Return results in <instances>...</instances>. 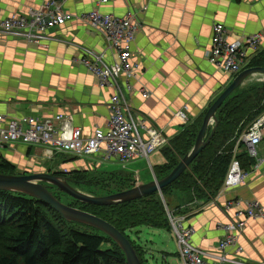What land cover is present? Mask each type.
<instances>
[{"label":"crops","instance_id":"0c3cea01","mask_svg":"<svg viewBox=\"0 0 264 264\" xmlns=\"http://www.w3.org/2000/svg\"><path fill=\"white\" fill-rule=\"evenodd\" d=\"M48 1L0 0V20L45 9ZM62 1L64 12L73 18L48 30L51 40L47 48L0 35V116L13 119L59 115L72 127L81 128L84 138L91 137L97 127L107 130L113 91L100 87L98 78L77 61L84 49L104 53L107 63H113L116 54L109 48L105 34L92 28L81 15L100 9L102 13L118 17L131 16L133 22L140 24L133 47V62L140 68L139 78L134 81L136 91L128 94L127 99L140 116L138 119L160 130L167 143L185 127L186 123L176 116L178 112L187 107L191 123L203 125L209 108L234 79L207 58L214 26L223 24L231 41L248 34H264V0H109L104 4L99 0ZM255 77L242 87L254 84ZM143 88L150 97H142L139 90ZM10 148L3 149L0 155L12 164L39 171L44 168L46 172L58 169L69 173L105 167L98 156L75 159L73 154L66 153L63 160L57 154L50 156L45 146L16 143ZM13 149L16 150L10 151ZM239 151L236 145L234 157L249 173L245 183L219 194L217 199L184 219V226L194 229L191 244L211 254L204 257L210 264L220 262L217 247L235 213L234 209L228 211L226 204L238 200L237 209H245L247 202L257 201L264 209V162L255 167V160H240ZM257 152L263 159L264 137ZM152 156L148 162L154 174L153 167L164 164L165 157L161 150ZM108 163L116 165L117 162ZM57 164L60 167L56 168ZM141 164L134 160L128 165L131 170L145 169ZM152 180L150 172H146V182ZM238 244L243 252L238 255L236 248L231 247L226 252L227 259L264 264V214L247 222L238 236ZM163 258L161 264H172ZM176 261L180 264L178 255Z\"/></svg>","mask_w":264,"mask_h":264},{"label":"trees","instance_id":"16d2710c","mask_svg":"<svg viewBox=\"0 0 264 264\" xmlns=\"http://www.w3.org/2000/svg\"><path fill=\"white\" fill-rule=\"evenodd\" d=\"M252 67H264V48L250 56L243 69ZM263 114L264 82L238 87L217 113L219 125L210 144L161 193L111 206L90 205L73 199L81 207L75 203L69 206L94 214L112 224L130 240L141 264H149L146 247L132 240L129 233L136 230L138 234V228L146 227L175 235L170 216L186 218L217 199L234 159L236 145L242 134ZM184 126L181 134L160 149L165 163L153 167L158 180L169 175L195 145L202 124H194L190 120ZM239 150L237 157L240 160H254L249 157L243 143H240ZM57 156L63 160L66 157L65 153H58ZM16 172L15 165L0 155V174L18 175ZM52 173L68 178L73 186L74 183L90 185L95 182L102 191L115 187L114 193L137 186L132 173L106 171L96 166L69 173ZM55 195L63 202L61 192ZM84 228L97 232H89ZM168 255L163 253L167 259ZM172 255L179 257V252ZM0 264L128 263L125 253L104 233L65 221L54 208L41 200L21 193L0 191Z\"/></svg>","mask_w":264,"mask_h":264},{"label":"built area","instance_id":"2783aa9c","mask_svg":"<svg viewBox=\"0 0 264 264\" xmlns=\"http://www.w3.org/2000/svg\"><path fill=\"white\" fill-rule=\"evenodd\" d=\"M109 0H99L107 3ZM128 17H118L93 10L81 15L89 25L102 31L108 41V46L114 51L113 63L106 62L104 53L90 49L83 50V56L77 63L86 67L99 80V86L110 88L113 95L109 104L110 119L107 130L99 127L89 138H84L82 129L72 127L62 116H24L6 119L0 116V147L22 143L29 146H45L48 154L70 153L82 158L98 156L102 163L117 161L124 167L139 159L149 161L150 157L167 143L160 130L149 127L145 120L134 111L127 95L136 91L134 81L139 78V65L133 62V47L137 40L140 24ZM73 18L63 10L62 0H49L44 10H34L28 15L12 16L0 20V35H7L26 41L39 48H47L51 40L48 30L60 26ZM79 18V17H78ZM211 49L207 52L209 62L218 68L237 76L248 64L250 56L263 49L264 34H248L231 41L229 33L223 24L214 26ZM144 99L150 97L146 89H140ZM188 108H183L176 114L182 122H190ZM264 137V114L260 116L241 136L237 144L243 143L245 150L254 159L255 167L262 162L258 156L257 146ZM238 150V149H237ZM249 173L244 170L234 157L221 194L237 188L245 183ZM139 178V176H138ZM239 201H230L226 209L235 210L233 220L225 226V236L217 247L219 264H244L241 261L227 259V250L235 247L236 254L243 252L238 244V236L247 222L253 218L262 217L263 207L257 202H247L245 209H237ZM185 218H172L170 221L178 239L180 264H210L204 259L211 255L191 244L194 229L184 226Z\"/></svg>","mask_w":264,"mask_h":264},{"label":"water","instance_id":"95a60500","mask_svg":"<svg viewBox=\"0 0 264 264\" xmlns=\"http://www.w3.org/2000/svg\"><path fill=\"white\" fill-rule=\"evenodd\" d=\"M256 75L263 77L262 82H264V67L247 68L233 79L232 83L207 111L192 150L181 159L180 163L169 175L161 180L154 176L152 181L139 184L130 190L107 196H94L78 190L70 183L68 178L54 173L0 174V191L21 193L45 202L54 208L65 221L94 228L110 237L125 253L128 264H141L137 251L130 240L116 227L94 214L66 205L56 197V192L59 191L81 203L96 206L119 205L157 192L161 193L165 187L175 182L210 144L219 125L217 113L221 110L228 97L238 87H242L248 79ZM209 131L210 134L207 136Z\"/></svg>","mask_w":264,"mask_h":264},{"label":"rangeland","instance_id":"374dc122","mask_svg":"<svg viewBox=\"0 0 264 264\" xmlns=\"http://www.w3.org/2000/svg\"><path fill=\"white\" fill-rule=\"evenodd\" d=\"M44 10V9H42ZM264 43V42H263ZM39 48V47H38ZM264 48V45H263ZM255 55V54H252ZM256 79L254 83H260L262 82L263 77H261L260 75H256L255 77ZM253 84V83H251ZM211 129V128H210ZM15 144L12 145H3V147H0V152H2L3 149H7L9 147L13 148ZM10 148V149H11ZM16 149L10 150L12 152H14ZM153 156L150 157V159L152 160ZM139 161H141V166L145 165V169H134L131 170L130 165H128L127 167L123 166L121 163L117 162L116 165H112L110 163L104 162L103 164H105V167H99L102 170H106V171H124V172H129L134 174L137 185L142 184V183H147L146 182V172H150L151 174V178H154L155 174L152 173V167L150 166L148 160L146 159H139ZM16 169H17V174L18 175H22V174H35V173H43V171L46 170L44 168H42L40 171L39 169H33L32 167H27L25 165L22 164H14ZM61 164H57L56 168L60 167ZM147 167V169H146ZM36 171V172H35ZM53 171H58V169H51L48 171V173H52ZM139 171V172H138ZM66 172V171H63ZM141 175L143 178L141 181L138 176ZM74 187L77 188L78 190L86 193V194H90V195H94V196H107V195H112V194H117L120 192H115V187H110L105 191H102L100 189V186L98 184H96L95 182H93L90 185H86L84 183H74ZM136 187V186H135ZM57 193H60L59 191H57ZM61 197L63 199V202L66 205H72L73 203H75L73 201V198H70L68 196L62 195L61 193ZM77 204V203H75ZM78 207H81L77 204ZM234 217V215H233ZM231 220H233V218L231 217ZM82 225V224H81ZM85 226V225H84ZM88 227V226H87ZM87 229L89 232H94L96 233L97 231L90 229V228H84ZM138 230H140V233H135L136 230H133L132 232H130V236L132 238V240L136 241L138 244L141 243L143 246L146 247V258L149 260V264H161L162 261H164L163 258V253L162 251H166L169 255L167 261L171 262L172 264H177V255H172V254H177L178 251V239L176 234H170L166 231H161V230H156V229H152V228H138ZM153 256V258H152ZM155 257V258H154Z\"/></svg>","mask_w":264,"mask_h":264},{"label":"bare ground","instance_id":"6f19581e","mask_svg":"<svg viewBox=\"0 0 264 264\" xmlns=\"http://www.w3.org/2000/svg\"><path fill=\"white\" fill-rule=\"evenodd\" d=\"M100 10V9H99ZM115 15V14H114ZM82 57V56H81ZM146 122V121H145ZM117 162V161H116ZM140 178V177H139Z\"/></svg>","mask_w":264,"mask_h":264},{"label":"clouds","instance_id":"9594fccd","mask_svg":"<svg viewBox=\"0 0 264 264\" xmlns=\"http://www.w3.org/2000/svg\"><path fill=\"white\" fill-rule=\"evenodd\" d=\"M235 77H236V76H235ZM235 77H234V78H235ZM64 173H65V172H64Z\"/></svg>","mask_w":264,"mask_h":264},{"label":"flooded vegetation","instance_id":"af4514ba","mask_svg":"<svg viewBox=\"0 0 264 264\" xmlns=\"http://www.w3.org/2000/svg\"><path fill=\"white\" fill-rule=\"evenodd\" d=\"M54 190V189H53Z\"/></svg>","mask_w":264,"mask_h":264}]
</instances>
